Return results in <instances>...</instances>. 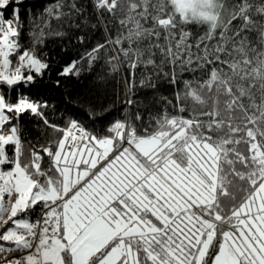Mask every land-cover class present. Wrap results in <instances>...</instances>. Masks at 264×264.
<instances>
[{"label":"snow or ice","instance_id":"1","mask_svg":"<svg viewBox=\"0 0 264 264\" xmlns=\"http://www.w3.org/2000/svg\"><path fill=\"white\" fill-rule=\"evenodd\" d=\"M24 4L0 0V264H264V0ZM61 78L92 87L60 109Z\"/></svg>","mask_w":264,"mask_h":264},{"label":"trees","instance_id":"2","mask_svg":"<svg viewBox=\"0 0 264 264\" xmlns=\"http://www.w3.org/2000/svg\"><path fill=\"white\" fill-rule=\"evenodd\" d=\"M53 2H55V0H25V4L22 7L26 8L28 6H31L33 8V11L35 12L37 7H40L46 3H53ZM88 3L90 6L91 0H88ZM21 15H22V19L25 20V28L22 34L23 42L27 43L29 40V37L27 36V32H28L27 14L22 11ZM45 47L51 49V54L55 55L57 60L61 64L67 62L72 58V53H64L61 51L62 44L59 39H50L46 41ZM61 79H62V84L59 88L50 87L45 89L44 91L45 97L50 99L52 102L56 103L60 109L64 108V104L62 102L65 96H68L69 93L75 95L77 93L86 92L90 87H92V85L87 79L80 81L74 79H68V80H64V78ZM68 98L71 99V96H68ZM57 115H59V113Z\"/></svg>","mask_w":264,"mask_h":264}]
</instances>
